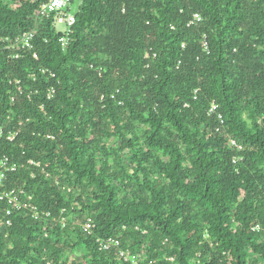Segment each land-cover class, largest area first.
Instances as JSON below:
<instances>
[{"label": "trees", "instance_id": "1", "mask_svg": "<svg viewBox=\"0 0 264 264\" xmlns=\"http://www.w3.org/2000/svg\"><path fill=\"white\" fill-rule=\"evenodd\" d=\"M16 1L0 0V39L45 0ZM60 36L43 21L34 51L0 50V116L19 132L0 155L19 165L5 189L68 226L27 211L7 226L0 202V264H131L109 238L138 264H264V0H86L66 51Z\"/></svg>", "mask_w": 264, "mask_h": 264}, {"label": "built area", "instance_id": "2", "mask_svg": "<svg viewBox=\"0 0 264 264\" xmlns=\"http://www.w3.org/2000/svg\"><path fill=\"white\" fill-rule=\"evenodd\" d=\"M85 1L86 0H45L42 2L41 6L35 12L32 18L35 28L29 32L21 34L14 40L9 38L0 39V41L4 44L0 50L8 51V57L13 60L20 59L24 53L35 50L36 30L39 27V24L43 21H51V24L57 33H61L59 44L62 50L66 51L71 44V35L73 33V27L77 21V14L79 13L80 8L83 6ZM20 2L21 0H17L14 3V7H17ZM74 5H77L76 12L72 10ZM195 20L197 22H201L202 18L200 15H195ZM60 26L63 28L62 31L58 29ZM204 48L205 51L209 53V46L206 41L204 43ZM155 57L156 55H154V58ZM42 72L45 73L47 71L43 70ZM13 85H15L17 88V92L23 95L24 91L21 82L17 81ZM48 93V97L51 99L55 94V89H51ZM187 106L188 105H186V107ZM217 111L218 106L213 104L210 108V114L215 115L217 114ZM218 119L222 124L224 123L223 116L221 114H218ZM18 135V131H7L0 116V143L3 140L13 143ZM228 146L229 148L236 150L237 153H241L243 151V147L235 140H231ZM242 161L243 158L240 156H234L233 158V164L235 165ZM28 165L37 169H43L41 163L35 162L33 160L28 161ZM18 170L19 165L15 163L10 157L0 155V202L6 204L4 217L6 218L7 226H12L11 217L14 215V213L19 211H27L32 215L35 221H44L46 228L48 223H50L54 226H59L62 229H66L68 226V218L66 216L65 210H62L60 215L56 217L50 211L40 210V208H38L33 203L32 196L29 195L26 190L22 188L5 189L7 183H9L11 178L18 173ZM65 190L69 193L71 192L69 188H65ZM82 230L87 235H93L96 230V224L94 220L90 218L87 219V221L82 226ZM96 243L102 251L107 252L115 250L118 256L125 262L138 264L137 257L129 249H124L120 240L115 238L98 239Z\"/></svg>", "mask_w": 264, "mask_h": 264}, {"label": "rangeland", "instance_id": "3", "mask_svg": "<svg viewBox=\"0 0 264 264\" xmlns=\"http://www.w3.org/2000/svg\"><path fill=\"white\" fill-rule=\"evenodd\" d=\"M72 10H73L74 12H76V11H77V5H74L73 8H72ZM58 29H59L60 31L63 30V28H62L61 26L58 27Z\"/></svg>", "mask_w": 264, "mask_h": 264}]
</instances>
